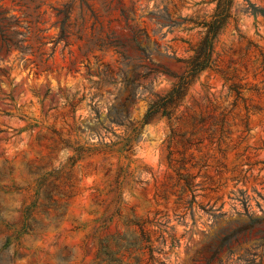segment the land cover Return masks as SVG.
Wrapping results in <instances>:
<instances>
[{
  "label": "rangeland",
  "instance_id": "1",
  "mask_svg": "<svg viewBox=\"0 0 264 264\" xmlns=\"http://www.w3.org/2000/svg\"><path fill=\"white\" fill-rule=\"evenodd\" d=\"M0 10V264H264V0Z\"/></svg>",
  "mask_w": 264,
  "mask_h": 264
},
{
  "label": "trees",
  "instance_id": "2",
  "mask_svg": "<svg viewBox=\"0 0 264 264\" xmlns=\"http://www.w3.org/2000/svg\"><path fill=\"white\" fill-rule=\"evenodd\" d=\"M5 13L6 11L0 10V37L4 42L6 49L9 50L10 45H16L17 47L19 46L18 41H15L13 37L4 34V29L1 24V21L7 20L9 24L12 23L11 18L5 16ZM58 13L62 15V19L60 21L61 30L58 36V40H68L70 37L69 29L73 25V23L71 22L72 3L66 4L64 6V9H59ZM212 24L213 26L208 29L207 34L202 41V45L198 50H196V55L192 57V61L190 62V65H192V70L198 71L204 69L206 67L208 59L210 58L211 53L213 52V38L215 37L218 31L217 29H215L217 28L215 24H218V22L214 21ZM14 34H17V31H14ZM133 40L135 42H138L136 37ZM120 45L121 47H124V44L119 42V46ZM183 87V83H177L168 95L160 97L158 101H155L154 103L150 104L145 114V121L148 122L151 118L159 114L162 107H167L168 105L175 104L177 100L180 99L184 94Z\"/></svg>",
  "mask_w": 264,
  "mask_h": 264
}]
</instances>
